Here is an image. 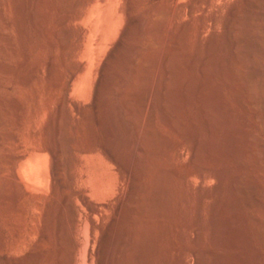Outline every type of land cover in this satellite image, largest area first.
Instances as JSON below:
<instances>
[{"label": "rangeland", "instance_id": "374dc122", "mask_svg": "<svg viewBox=\"0 0 264 264\" xmlns=\"http://www.w3.org/2000/svg\"><path fill=\"white\" fill-rule=\"evenodd\" d=\"M85 1L0 0V164L15 148L7 140L13 134L46 146L60 137L52 146L60 178L72 174L91 205L115 203L119 171H125L121 195L134 187L136 199L145 201L148 186L159 200L149 210L167 216L174 201L180 232L201 227L199 243L191 237L175 241L199 249L202 264H264V129L254 107L255 99H264V0H258L256 20L243 18L246 41L231 74L223 25L228 8L243 7L241 0H213L193 17L184 9L204 0H129V36L119 12L127 0L83 9ZM210 18L216 23L199 36L200 19ZM185 23L189 37L177 50ZM79 67L81 73L70 81L68 73ZM247 78L253 79L250 85ZM200 166L220 179L202 181L195 173ZM38 172L34 169L32 177ZM241 188L256 194L254 208L245 205ZM35 203L29 200V215ZM164 226L131 225L129 242L137 257L131 254V264L143 262L149 242ZM166 245L163 238L160 250ZM162 257L160 252L156 260Z\"/></svg>", "mask_w": 264, "mask_h": 264}, {"label": "bare ground", "instance_id": "6f19581e", "mask_svg": "<svg viewBox=\"0 0 264 264\" xmlns=\"http://www.w3.org/2000/svg\"><path fill=\"white\" fill-rule=\"evenodd\" d=\"M103 1L86 0L82 3V8L84 9L92 3H101ZM212 2L213 0L195 1L194 4L186 6V8L184 7V14L191 17L197 9L204 8L207 10V7ZM241 2L243 7L232 5V7L228 8L226 5L229 17L226 21L224 20L223 26L226 28V41L228 42L225 51L226 69L230 74L238 63L244 49L243 43L246 41L243 33V18L247 15L250 21L258 18L255 17L259 5L258 0H241ZM130 7V2L127 0V3L124 6L122 5L120 10L118 9L121 13L120 16L126 22L127 27H125L127 29H125L127 32L125 31L126 33H124L126 36H129L132 28ZM83 9L80 12L81 17ZM160 15H164V13H160ZM77 17L79 18L78 14ZM63 23L64 20H59L60 25H63ZM215 23L216 18L200 19L199 36H201L206 26H213ZM182 26L175 42L177 50L183 47L187 36L189 37V24L185 23ZM81 34L83 37L84 31ZM152 42L153 40H150L149 44L152 45ZM52 67L53 62L51 60L47 64L49 73ZM81 71L82 67L70 71L67 75L68 79L71 81ZM252 81V78H247L248 85ZM22 85H24V82H22ZM65 102L61 103V109L64 107ZM147 106L149 108V103ZM254 107L259 110L260 114L257 113V118L264 129V99H255ZM59 115L61 114L59 113ZM61 118H63L62 115ZM57 120L54 118L53 124L58 123ZM17 124L19 127H22L21 120H18ZM34 132L37 134L36 129H34ZM140 136L142 135L140 134ZM58 138L56 137V139ZM7 140L15 148L8 149L4 153L2 163L0 164V264H131L130 260L137 258L134 254L135 250L129 242L133 236H130V234L132 231L131 225L134 222L144 224V226L147 225V228L148 226L152 227L154 224H165L164 233L159 232L160 234H156L154 239L149 242L148 251L144 254V260L140 264H190L191 262L193 264H202L203 256L201 257L199 249H191L187 245L180 246L178 244L179 247L175 241L176 236L182 237V240L191 237L199 243L202 238V229L201 227L197 226L195 228L194 226L195 230L191 233L185 226L180 232L181 226L177 220L176 204L174 201H171L169 205L167 216H162L160 211L149 210L152 205L158 204L157 201L159 200L153 198L154 196L151 197L152 194H150L148 186H143L149 191L148 194L150 195L145 201L140 202L136 199L134 187L126 195H121L122 187L124 184H127L128 176L127 172L117 169L120 172V187L117 189L115 203L106 204L103 207L102 205L93 206L94 204L91 205L92 203H89L85 190L77 188V180L72 174L68 176L66 181L61 180L60 173L62 168L58 160L56 147H52L56 146L54 144H57V142L53 141L52 146L38 145L36 141L28 143L19 134L9 136ZM194 149L196 157L199 150V141ZM135 153L137 154V152ZM87 154L89 153L87 152ZM107 156L109 155L107 154ZM261 157V163L264 166V154ZM34 169H39L41 172H38L37 176L32 177ZM195 173L202 181L207 177L217 179L220 175L210 173L206 171L205 167L201 166ZM116 185L114 188H116ZM241 193L245 195V205L249 208H254L258 200L255 196L256 194L250 196V192L246 188H241ZM31 198H34L36 203L29 215L27 205ZM83 210H86V212L83 213ZM106 212L110 215L107 220L104 219L103 215ZM163 238L166 240L167 245L161 251L159 243ZM261 238L263 239L264 237L261 236ZM160 252L163 253V261L156 260L157 254ZM131 254L132 256L135 255V257L132 258ZM189 258H191V262L188 260Z\"/></svg>", "mask_w": 264, "mask_h": 264}]
</instances>
